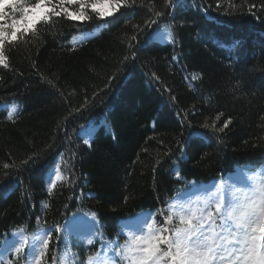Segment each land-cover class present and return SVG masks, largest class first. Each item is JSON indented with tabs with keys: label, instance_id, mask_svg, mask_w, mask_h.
Instances as JSON below:
<instances>
[{
	"label": "trees",
	"instance_id": "trees-1",
	"mask_svg": "<svg viewBox=\"0 0 264 264\" xmlns=\"http://www.w3.org/2000/svg\"><path fill=\"white\" fill-rule=\"evenodd\" d=\"M33 4L24 0L12 12ZM262 6L264 0H181L166 8L165 0H135L99 27L91 11L86 23L53 16L17 44H6L10 67L0 66V253L18 242L13 233L20 226L31 236L40 217L41 225H65L71 232L63 240L53 232L51 248L62 264L86 262L99 251L101 234L117 239L127 224L118 237L123 244L149 211L162 225L168 213L159 210L200 193L191 189L194 182H227L245 165L264 164ZM155 11L173 17L140 35L132 58L129 42L156 19ZM164 25L173 26L175 44L164 36ZM82 32L91 36L81 39ZM13 105L18 111L8 120ZM227 120L223 133L203 127L215 121L219 128ZM34 153L39 161L21 167ZM5 163L16 167L6 170ZM57 166L66 179L50 196L48 178H55ZM93 232L96 245L78 239L86 242ZM51 258L49 251L44 264Z\"/></svg>",
	"mask_w": 264,
	"mask_h": 264
},
{
	"label": "snow or ice",
	"instance_id": "snow-or-ice-1",
	"mask_svg": "<svg viewBox=\"0 0 264 264\" xmlns=\"http://www.w3.org/2000/svg\"><path fill=\"white\" fill-rule=\"evenodd\" d=\"M134 3L135 0H132L131 4L129 0H34L32 6L19 8L22 14L18 18L13 16L9 22L6 6L13 7L15 11L24 4V0H0V66L5 69L10 67L9 57L5 54L6 44H17L24 36L35 33L41 23L50 24L53 16L59 18L63 15L73 21L86 23L92 18L88 14L91 11L96 14L99 27L107 18H115L121 9L131 7ZM180 3L181 0H165V7H173V4L179 6ZM56 4L78 5L79 8L78 11H70L63 7L57 11ZM101 4L106 6L98 7ZM217 7L222 5L218 3ZM252 7L255 6H250L249 11ZM154 15L156 19L146 21L138 34L131 38L128 50L132 53V58L136 55L132 51L133 42L152 29L153 25H158L163 17H173V13L164 11H155ZM162 31L168 42L176 43L173 26L164 25ZM90 36L91 33H81V39ZM124 59L127 61L129 57ZM175 59L174 56L173 60ZM198 78L196 75L192 76L193 80ZM88 104L86 100L81 108L87 107ZM17 111L18 107L13 105L8 111L7 119L12 120ZM229 123L230 120H227L222 127L217 128L216 122L213 121L211 126L206 123L203 127L214 134L223 133ZM199 135L202 139L205 137L204 133ZM84 143L89 144V139H85ZM177 144L181 150L185 148V144L180 140ZM39 159L40 153H34L21 162V167L35 164ZM13 167L16 165L3 164L6 170ZM55 173V178H48L50 183H47V192L50 196L57 187V181L66 179L61 176L60 166L56 167ZM176 177L181 178L179 171H176ZM191 189H196L201 194L184 201L174 200L166 209L159 210L160 215H164L165 211L168 213L164 216L162 225L157 226L159 221L155 219V214L149 211L147 215L153 219L145 221L140 235H135L129 230L126 241L120 244L118 237L128 228L127 224H122L117 239L103 243L95 255H89L86 262L77 261V264H116L117 258L121 264H264V164L254 171L247 165L243 166L235 182L213 181L211 185H198L194 182ZM43 207L48 208V204L44 203ZM95 216L93 213V220ZM36 219L37 228L31 236L25 234V226H20L13 233L18 237V242L10 245L5 253H0V264H21V261L23 264H44L49 251L52 252L51 264H62L58 250L51 248V241L53 232L56 233V240L70 237L69 228L65 225H41L40 217ZM100 238L102 239V234ZM78 239L85 243V246H91L95 242V233H90L86 242L83 236ZM26 245L31 248V252L27 250Z\"/></svg>",
	"mask_w": 264,
	"mask_h": 264
},
{
	"label": "rangeland",
	"instance_id": "rangeland-1",
	"mask_svg": "<svg viewBox=\"0 0 264 264\" xmlns=\"http://www.w3.org/2000/svg\"><path fill=\"white\" fill-rule=\"evenodd\" d=\"M71 6L73 7V9H75V10H72V11H78V8H79L78 5H71ZM100 6H106V5H103V4L98 5V7H100ZM235 180H236V179H235ZM189 198H191V197H189ZM189 198H188V199H189ZM144 214H146V211L141 212V213H140V216L142 217Z\"/></svg>",
	"mask_w": 264,
	"mask_h": 264
}]
</instances>
